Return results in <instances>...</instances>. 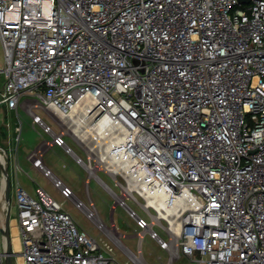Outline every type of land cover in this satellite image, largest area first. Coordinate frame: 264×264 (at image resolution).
I'll return each mask as SVG.
<instances>
[{
	"label": "built area",
	"instance_id": "1",
	"mask_svg": "<svg viewBox=\"0 0 264 264\" xmlns=\"http://www.w3.org/2000/svg\"><path fill=\"white\" fill-rule=\"evenodd\" d=\"M0 42V106L24 107L50 136L28 160L106 244L46 189L31 194L18 181L23 264H150L146 234L169 253L167 264L182 255L264 264V0H0ZM71 113L98 132L74 138L86 157L67 143ZM56 146L135 219L137 252L90 194L79 197L46 164ZM4 244L0 224V264Z\"/></svg>",
	"mask_w": 264,
	"mask_h": 264
},
{
	"label": "rangeland",
	"instance_id": "2",
	"mask_svg": "<svg viewBox=\"0 0 264 264\" xmlns=\"http://www.w3.org/2000/svg\"><path fill=\"white\" fill-rule=\"evenodd\" d=\"M4 65V49L0 42V69ZM4 82L5 74L2 73L0 74V89L3 87ZM35 111L40 114L43 119L55 129V131H59L61 126L58 123V119L56 121L52 115L42 108H37ZM18 113L17 111L13 110L9 111L5 104L0 106V146H2L4 149H7L10 154L9 174L11 178V211L9 227L13 251L16 252L17 249H20L16 246L15 242V238L18 235V233H15V228H19L18 208L15 194L18 181H20V183L31 192L35 191L37 186H41L46 189L57 201L63 203L64 209L73 216L80 227L89 231L100 241L102 245L106 246L105 241H103L105 237L100 233L98 228L85 215V213L78 209L73 202L67 200L64 201L59 191L52 185L49 179H47L42 174H38L34 170H31L28 155L37 147H39L45 140L50 139V136L44 133L39 125L34 124L32 116L26 111L24 107H20ZM8 124H10V126H8ZM69 134L70 136H67L68 145L71 146L78 155L86 157V153L74 139L76 137L71 132ZM45 159L48 161V164L53 167L56 175L62 178L68 185H70L79 197L89 201L90 194L103 220L107 224H110L114 218L118 230L127 236L124 238V243L134 252L139 250L140 242L136 235L138 226L135 219L131 217L129 212L120 205H118L115 210L113 209L115 199L108 194V192L105 190V187L97 179H92L89 184L87 182L88 172L79 164H77L74 158L68 154L63 147L56 146L48 149L45 154ZM17 160L23 168V171L19 174H17L15 167ZM1 162L2 164L5 163L2 160ZM3 173V168L0 165V195L3 193ZM100 176L102 180L114 184L104 172H100ZM115 187L116 191H120L118 186ZM128 204L139 213L143 212L142 207L132 199H128ZM3 208L4 213L6 214L5 216H7L8 219V211L5 212V209L9 210V201L7 197L4 199V196ZM0 224L4 227L1 222ZM156 229L163 237L167 238L166 233L163 232L161 228L156 227ZM110 244L113 246L112 243ZM114 248V254L119 258L124 259L118 248ZM142 251L144 258L150 264H167L170 260L169 253L162 249L158 242L153 239L150 234H146L145 236V239L142 243ZM14 263L20 264V260L17 255L14 256ZM174 264L196 263L192 262L185 255H182L175 259Z\"/></svg>",
	"mask_w": 264,
	"mask_h": 264
},
{
	"label": "bare ground",
	"instance_id": "3",
	"mask_svg": "<svg viewBox=\"0 0 264 264\" xmlns=\"http://www.w3.org/2000/svg\"><path fill=\"white\" fill-rule=\"evenodd\" d=\"M67 122H68V124H70L69 125L70 132L78 139L85 136V134L88 133L87 130H89L91 133H93L95 135H98V132H96V130H94V129L87 127V130H86V129L82 128L81 123L79 122L78 118L74 116L73 113H71L70 116L67 118ZM0 160L5 162L4 164L7 165V162L5 160V155L3 152H1V150H0ZM2 182H3V184H2L3 190H5V188H6L5 176H3ZM3 196H4V199H6L5 193H1V195H0V222L4 225L5 228L3 226H1V227L5 231L7 228L8 219H7V216H5L6 214L4 213ZM151 203L154 204V201L151 200ZM7 211L8 210L5 209V212H7ZM18 231H19V228L18 229L15 228V233H17ZM4 234H5V242H7V235H6V233H4ZM19 239H20V237H18V235H17L15 238V242H16V246L18 248H21V244H20ZM19 260H20V264H23V259L21 257L19 258Z\"/></svg>",
	"mask_w": 264,
	"mask_h": 264
},
{
	"label": "water",
	"instance_id": "4",
	"mask_svg": "<svg viewBox=\"0 0 264 264\" xmlns=\"http://www.w3.org/2000/svg\"><path fill=\"white\" fill-rule=\"evenodd\" d=\"M243 1V0H241ZM5 173V178H6V188H5V195L9 201V210H8V223H7V228L3 232L6 233L7 235V242H5V255H6V264H15L14 263V256L17 255L16 252L13 251L12 247V238H11V233H10V211H11V206H10V193H11V178L9 174V170L7 168L4 169Z\"/></svg>",
	"mask_w": 264,
	"mask_h": 264
},
{
	"label": "crops",
	"instance_id": "5",
	"mask_svg": "<svg viewBox=\"0 0 264 264\" xmlns=\"http://www.w3.org/2000/svg\"><path fill=\"white\" fill-rule=\"evenodd\" d=\"M7 107V109L9 110V111H11V110H13V111H17V110H14V109H10L8 106H6ZM19 111H17V113H18ZM19 114V113H18ZM8 126H10V124H8ZM75 160V159H74ZM30 162V161H29ZM45 162H46V164L50 167V168H52L53 169V167L50 165V164H48V161H46V159H45ZM76 162V161H75ZM64 166H66V165H64ZM30 167H31V170H34L36 173H38V174H41L37 169H35L34 167H33V165H32V163L30 162ZM28 174H29V172H28ZM28 192H30L31 194H35V191H33V192H31L30 190H28V189H26ZM36 190V189H35ZM116 223V222H115ZM117 225V224H116ZM19 232V231H18ZM17 232V233H18ZM18 237H20L19 236V233H18ZM20 240V239H19Z\"/></svg>",
	"mask_w": 264,
	"mask_h": 264
}]
</instances>
